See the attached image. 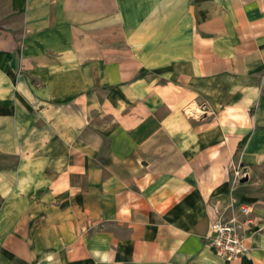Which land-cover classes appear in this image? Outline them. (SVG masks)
Instances as JSON below:
<instances>
[{
  "label": "crops",
  "instance_id": "1",
  "mask_svg": "<svg viewBox=\"0 0 264 264\" xmlns=\"http://www.w3.org/2000/svg\"><path fill=\"white\" fill-rule=\"evenodd\" d=\"M0 264H264V0H0Z\"/></svg>",
  "mask_w": 264,
  "mask_h": 264
},
{
  "label": "built area",
  "instance_id": "2",
  "mask_svg": "<svg viewBox=\"0 0 264 264\" xmlns=\"http://www.w3.org/2000/svg\"><path fill=\"white\" fill-rule=\"evenodd\" d=\"M213 218L206 235L207 244L225 260L239 258L251 252V245L244 234L243 216L249 213L246 205H239L235 210L234 203L224 208L213 207ZM231 213L226 216V213Z\"/></svg>",
  "mask_w": 264,
  "mask_h": 264
}]
</instances>
